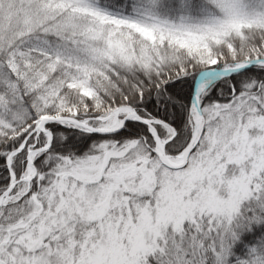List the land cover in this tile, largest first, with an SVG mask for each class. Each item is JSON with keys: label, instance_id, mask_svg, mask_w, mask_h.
Segmentation results:
<instances>
[{"label": "snow or ice", "instance_id": "obj_1", "mask_svg": "<svg viewBox=\"0 0 264 264\" xmlns=\"http://www.w3.org/2000/svg\"><path fill=\"white\" fill-rule=\"evenodd\" d=\"M0 264H264V0H0Z\"/></svg>", "mask_w": 264, "mask_h": 264}]
</instances>
